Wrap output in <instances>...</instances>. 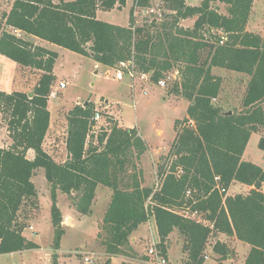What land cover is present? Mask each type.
Wrapping results in <instances>:
<instances>
[{"label": "trees", "instance_id": "1", "mask_svg": "<svg viewBox=\"0 0 264 264\" xmlns=\"http://www.w3.org/2000/svg\"><path fill=\"white\" fill-rule=\"evenodd\" d=\"M155 1L138 0V7L151 8ZM159 1L167 10L163 19L147 16L142 25L136 24L134 5L128 26L97 18L99 8L121 9L127 0H14L10 11L2 14L0 54L43 74L32 96L0 89V114L13 139L9 146H0V254L40 247L24 234L20 214L26 211L24 206L37 208L33 176L44 168L51 185L54 249L60 248L65 233L58 190L86 215L102 184L112 189V198L98 237L108 255L129 257L126 264H137L131 236L151 215L164 256L170 234L177 230L181 235L182 264H203L210 243L222 264L231 252L220 234L250 245L245 264H264V167L243 158L251 135L264 125V37L247 29L255 0H202L195 6L185 0ZM194 17L193 27L181 24ZM8 27L108 67L132 60L138 71H152L153 81L178 69L179 94L189 106L187 116L175 122L176 136L168 153L157 161L161 180L157 188L142 184L140 162L147 144L138 129L114 122L92 135L96 111L91 102L76 104L68 113L71 157L58 162L47 152L43 144L51 124L48 102L58 53L30 43ZM213 67L249 76L241 107L231 114L213 101L222 86ZM259 146L264 150V136ZM30 149L35 151L33 159L27 156ZM234 182L252 189L231 195L228 190Z\"/></svg>", "mask_w": 264, "mask_h": 264}, {"label": "rangeland", "instance_id": "2", "mask_svg": "<svg viewBox=\"0 0 264 264\" xmlns=\"http://www.w3.org/2000/svg\"><path fill=\"white\" fill-rule=\"evenodd\" d=\"M1 6L3 7L2 10H4L8 9L10 5H8V2H1ZM220 8L223 13H227V6L221 4ZM166 12L167 10H165ZM128 15L129 10L117 9L101 11L98 18L106 22L126 25L128 24ZM145 15H148L146 11L141 12L138 10L137 14H135L137 25L144 24ZM250 17L249 31L264 37V0H255ZM161 19L163 17L159 20ZM195 19V17L185 19L182 24L187 27H193ZM11 32L21 37L17 29L14 31L12 29ZM55 48L59 52L57 72L60 75V79L55 87V83L52 86V91H56L57 95L52 98L51 102L54 117L51 132L46 140V146L54 154L55 160L63 162L67 159V117L69 111L76 104L83 105L88 101L94 105L95 111L101 114L100 119L95 121L93 126L95 130L91 132L92 135H97L102 127H110L114 122L118 126L136 127L138 129L147 144V151L142 155L140 162L143 176H145L142 184L157 188L161 181L157 174V160H160L161 155L168 153L170 144L176 136L175 122L187 116V108L189 106V101L179 94L181 80L178 69L173 68L167 73L166 85L163 87L152 81L144 83L136 77L132 80L128 77L118 80L115 78V70H117L118 66L113 68L105 65L95 67L93 61L86 55L64 47L55 46ZM13 63L15 62L10 58L0 59V79L1 74L12 73L15 76L13 83L17 84L21 80L19 76L20 72H22L30 80L29 91L33 93L36 85L34 81L37 82L39 80L43 71L27 67L26 70H20L19 72ZM212 72L222 78L221 91L219 96L213 100L214 103L221 105L226 111L240 109L249 76L243 72L221 67L213 68ZM61 79L67 83L66 88L60 87ZM10 80L12 79L10 78ZM0 84L5 85L2 80H0ZM143 87H147V94L144 93ZM0 121V145L6 140L12 144L13 139L8 132L7 121L2 114H0ZM262 136H264V125L260 126L258 132L251 135L243 158L264 167V150L259 146ZM33 177L38 192V206L34 209L31 206H24L23 208L26 211H21L20 221H24L26 224L25 233L27 232L26 229L31 225L36 226L34 230H29V238L40 243L41 249L23 251L16 256L0 257V264H30L35 261H39L40 264H54L55 256L58 261V254L53 248L55 227L51 215V185L46 176L40 173H36ZM106 188L110 189L107 186ZM251 189L252 187L249 185L236 182L231 186L228 193H248ZM101 191L102 189L100 190V201L96 204L94 212L89 214L88 222L78 230L68 229L67 233H64L62 249L59 251L60 264H114L110 255L106 253L105 247L101 243V238L98 237V233L102 231L101 225L106 212L105 204L107 200ZM58 196V206L62 212L65 232V225L69 223L67 217L74 215V212L79 213V211L74 207L72 199L67 194L58 190ZM73 217L75 218V216ZM151 217L153 215L145 222V227L136 234L138 241L135 242L134 246L131 242V246L135 250L134 253H136L135 257L138 259V261L134 262L137 264H151L148 251L155 245L153 239L155 236L154 223ZM96 230L98 233H96ZM178 238L182 239L179 232L174 230L167 239L171 247L168 264H182V246L176 244ZM234 241L235 238L229 242L233 261L225 258L222 260V264H245L242 258H245L250 245L245 246L244 251L242 248L235 246ZM171 244L173 245L171 246ZM211 245L212 243L208 245L206 250V254L210 257L206 258L203 264H220L217 256L211 252ZM51 248V253L47 255ZM130 253L133 254L131 250ZM117 259L115 264H126V261L130 260L129 257H124L123 255H118Z\"/></svg>", "mask_w": 264, "mask_h": 264}, {"label": "crops", "instance_id": "3", "mask_svg": "<svg viewBox=\"0 0 264 264\" xmlns=\"http://www.w3.org/2000/svg\"><path fill=\"white\" fill-rule=\"evenodd\" d=\"M13 1L14 0H1L0 1V19H1V17H2V14L4 13V12H9L10 11V9H11V7H12V3H13ZM55 3H58L60 0H53ZM64 1H72V0H64ZM186 1V3L188 4V5H192V6H195V5H199L200 4V2L202 1V0H185ZM1 2H8V5H10L9 7H8V9H4V10H2V6H1ZM254 4H255V1H254ZM133 6V0H127V3H126V5L123 7V8H121V9H119V8H114V9H111V10H103V9H101V8H99L98 10H97V18H98V16H99V14H100V12L101 11H113V10H129V15H128V24H126V25H122V24H117V25H122V26H128L129 25V23H130V10H131V7ZM253 8H254V5H253ZM252 11H253V9H252ZM251 18V17H250ZM185 20V19H184ZM183 21V20H182ZM182 21H181V24H182ZM249 21H250V19H249ZM249 21H248V24H247V29H248V25H249ZM110 23H113V22H110ZM113 24H116V23H113ZM183 25V24H182ZM184 26V25H183ZM184 27H187V26H184ZM11 31H12V29H13V31L15 30L14 28H12V27H8ZM8 29V30H9ZM9 30V31H10ZM249 30V29H248ZM18 32H20V36L22 37V38H24L25 40H28L30 43H32V44H34V45H36V46H42V47H45V48H47V49H49V50H52V51H55V52H57L58 53V57H59V52L57 51V49L55 48V46H59V45H57V44H55V43H52V42H50V41H47V40H45V39H42V38H40V37H37V36H35V35H32V34H28V33H25V32H23V31H19V30H17ZM59 47H61V46H59ZM58 57H57V59H56V62H55V65H54V68H53V74L55 75V77H56V82H55V85H54V87L56 86V83H57V81L60 79V75H59V73L57 72V64H58ZM89 57V56H88ZM4 58H8V57H6L5 55H3V54H0V59L1 60H3ZM92 61H93V63L95 64V67H101L102 66V64H99V63H97L95 60H93L91 57H89ZM15 62V61H14ZM13 65L14 66H16V68L19 70V72H20V70H26V68H27V66H23V65H21V64H19V63H17V62H15V63H13ZM24 68V69H23ZM213 68H215V67H213ZM219 68V67H218ZM14 75L12 74V73H6V75H4V74H1V79L0 80H2L4 83H5V85H1L0 84V89L1 90H3V91H6V92H13V91H22V92H27V93H30V91H29V82H30V80L27 78V77H25L24 75H23V73L22 72H20V82L19 83H17V84H14L13 82H14ZM10 78L12 79V80H10ZM40 79V78H39ZM61 81H63L62 79L60 80V82ZM37 82H38V80H37ZM37 82L36 81H34V84H37ZM21 84V85H20ZM15 85H17V86H15ZM19 85V86H18ZM21 87H23V88H21ZM66 88V87H65ZM56 95H57V93H56ZM56 97V96H55ZM52 98H53V96H51L50 97V99H49V102H48V108H49V110L51 111V124H50V128H49V130H48V133H47V135H46V138H45V141H44V144H43V146H44V148L47 150V152L48 153H50L51 155H52V157L55 159V157H54V154L52 153V151L51 150H49L48 148H47V146H46V144H47V142H46V140H47V138H48V136H49V133L51 132V126H52V121H53V117H54V114H53V111H52V109H51V102H52ZM84 105V104H83ZM255 133V132H254ZM10 141H4V143H2V145H0V146H4V147H7V146H9V143ZM67 145H68V143H67ZM66 145V146H67ZM247 148V147H246ZM67 155H68V148H67ZM27 156H28V158H30V159H33L34 157H35V151L34 150H32V149H30V150H28V152H27ZM67 157V156H66ZM142 158V157H141ZM158 161V160H157ZM140 165H141V163H140ZM36 173H40V174H42L43 176H45V170H44V168H38V169H36V171H35V174ZM35 174H34V176H35ZM143 177H145V176H143ZM34 178V177H33ZM142 181H143V178H142ZM236 182H234L233 184H235ZM232 184V185H233ZM145 185V184H144ZM231 185V186H232ZM108 187V186H107ZM102 189V194L106 197V204H105V206H106V209H107V207H108V205H109V203H110V201H111V198H112V189L110 188V189H107L106 188V186L104 185L103 187H102V184H99L98 186H97V188H96V193H95V198H94V201H93V204H92V207H91V209H92V213L94 212V210H95V206H96V204L100 201L99 199H100V190ZM230 189H231V187H230ZM230 189L228 190V192H230ZM246 193V192H245ZM231 195H234L233 193H230ZM58 199H59V196H58ZM43 208V207H42ZM74 212V211H73ZM74 215H70V216H68L67 217V220L69 221V223H67V225H65V234L67 233V230L68 229H75V230H78V229H80L81 227H83L84 226V224L86 223V222H88L87 220H89V214H82V213H78V212H74L73 213ZM81 214V215H80ZM73 216H75V218L73 217ZM104 217V216H103ZM152 218V222L154 223V241L156 242V243H158V242H160V237H159V235H158V228H157V224H156V220H155V217L153 216V217H151ZM64 224H66V223H64ZM145 223H143V224H141L139 227H138V229L137 230H135L134 232H133V235L131 236V242H132V245L134 246V244H135V242H137L138 241V237L136 236V234H138L141 230H142V228L143 227H145ZM33 227H34V229L36 228V226L35 225H32ZM27 230V232L25 233L24 232V234L29 238V235H30V232H29V230H30V228H27L26 229ZM96 233H98V231L96 230ZM171 238V237H170ZM219 238L222 240V241H224V242H226V243H228L229 245H230V241L232 240L233 241V239L235 238V241H234V244H235V246H237L238 248H242L244 251H245V246H249V244H247V243H245V242H243V241H241V240H239V239H237L236 237H234V236H227V235H225V234H220V236H219ZM171 240H172V238H171ZM35 241V240H34ZM62 241H63V239H61V243H60V248H58V249H55L56 250V254H58V263L60 264V260H59V256H60V254H59V251H61V249H62ZM40 247L39 248H35V249H28V250H22V251H16V252H12V253H7V254H0V257H4V256H16L17 254H20V252H23V251H29V250H39V249H41V245H40V243H38L37 241H35ZM174 243V242H173ZM176 244L178 245V246H182V239L181 238H178V242H176ZM173 244H171V246H172ZM211 247V252H213V250H212V245L210 246ZM230 247V246H229ZM171 247L169 246V244H168V241H167V252H168V260H169V253H170V249ZM54 250V249H53ZM249 250H250V248L248 249V252H249ZM51 251H52V248L49 250V253L47 254V255H49L50 253H51ZM248 252H247V254H248ZM245 253V252H244ZM247 254H246V256H245V258L243 259L241 256V258H242V261L244 262L245 260H246V257H247ZM47 255H45V256H47ZM245 255V254H244ZM124 257H127V256H125V255H123ZM43 257V256H42ZM210 256L208 255V258H209ZM110 258H111V261H112V263H114L115 264V262L118 260L117 258H118V255H113V256H110ZM228 259H230L231 261H233V256L232 255H229L228 256ZM30 264H40V262L38 261H35V262H31Z\"/></svg>", "mask_w": 264, "mask_h": 264}, {"label": "built area", "instance_id": "4", "mask_svg": "<svg viewBox=\"0 0 264 264\" xmlns=\"http://www.w3.org/2000/svg\"><path fill=\"white\" fill-rule=\"evenodd\" d=\"M133 5L135 7V14H137L138 10H140L141 12L146 11L148 15H145V17L147 16H153L152 18H155V20L159 21V19L161 17L164 16L165 14V9L163 8V3L162 1H155L154 5L151 8H146V9H141L138 7V0H133ZM144 17V18H145ZM118 68L115 73V78L118 80H123L125 77H128L129 79H134L135 77L138 78L140 81L144 82V83H150L155 82L157 83L159 86H165L166 85V77L165 76L161 79H159L158 81H153L152 80V71L150 72H140L138 71V69L136 68V65L134 63V61L132 60H128V61H121L118 65ZM67 85L66 82L61 81L60 82V87L61 88H65ZM143 91L145 94L148 93L147 87H143ZM56 91H52L50 94V97L56 96ZM101 114L99 112L95 113L94 116V120H98L100 119ZM31 230H34V227L31 225L29 227ZM159 243V242H158ZM158 243L155 242V245H153L149 251H148V256L150 258V262L151 264H168V259L166 256H164L159 247H158ZM208 258V255H205V259Z\"/></svg>", "mask_w": 264, "mask_h": 264}, {"label": "water", "instance_id": "5", "mask_svg": "<svg viewBox=\"0 0 264 264\" xmlns=\"http://www.w3.org/2000/svg\"><path fill=\"white\" fill-rule=\"evenodd\" d=\"M33 95V93H30V96H32ZM88 101L87 102H85L84 103V106H86V105H88ZM228 113L229 114H231L232 113V111H228ZM67 148H68V145H67ZM71 157V153H70V151H69V149H68V155H67V158L69 159Z\"/></svg>", "mask_w": 264, "mask_h": 264}]
</instances>
